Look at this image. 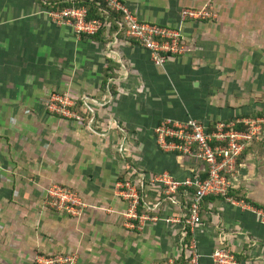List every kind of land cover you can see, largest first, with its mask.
<instances>
[{
    "label": "crops",
    "instance_id": "obj_1",
    "mask_svg": "<svg viewBox=\"0 0 264 264\" xmlns=\"http://www.w3.org/2000/svg\"><path fill=\"white\" fill-rule=\"evenodd\" d=\"M122 1L140 20L180 28L186 53L155 65L120 29L77 34L49 16L46 1L0 0V264L56 254H72L74 264L166 263L183 250L182 194L168 201L158 185L148 190L157 219L132 230L117 184L161 172L181 180L200 169L161 150L154 128L167 118L208 128L237 117L217 94L238 96L246 80L263 77L255 55L264 48V0ZM207 5L214 19L182 20L183 8ZM53 94L79 104L81 118L50 112ZM241 174L233 187L264 207L250 195L249 171ZM53 184L82 199L78 215L48 204ZM194 235L201 264H213L210 254L223 246L243 256L239 264H264L263 208L211 201Z\"/></svg>",
    "mask_w": 264,
    "mask_h": 264
},
{
    "label": "built area",
    "instance_id": "obj_2",
    "mask_svg": "<svg viewBox=\"0 0 264 264\" xmlns=\"http://www.w3.org/2000/svg\"><path fill=\"white\" fill-rule=\"evenodd\" d=\"M74 1V0H70ZM115 11L122 13L119 27L127 38L136 41L149 51L155 65L162 66L173 55H182L188 50L180 28L166 26L155 22L140 20L122 0H104ZM182 20H204L215 17L211 5L200 8H183ZM49 16L61 24L73 27L77 34H93L101 26L102 22L96 19H86L87 10L84 6H68L60 10H50ZM47 109L66 118H81L72 110L74 101L68 96L53 94L47 101ZM251 123H254L249 119ZM244 129L234 128V123L216 122L213 129L203 123L188 118L186 120H174L167 118L162 120L154 128L156 145L164 151L179 152L184 156L195 159L201 164L200 169L185 179H176L168 172H161L147 176L141 174L136 181L126 180L117 184L119 195L126 201V210L123 213L126 227L129 229H141L147 219H157L147 212L139 214L138 206L147 191L159 186L160 193L168 199H176L179 189L195 188V194L188 207L185 219L178 220L181 223L182 241L187 236V229L193 234L184 246L185 258L188 264H201L202 257L199 251L194 233L201 224L199 206L207 195H224L239 174L237 162L245 147L253 139L258 137L259 126L253 124ZM205 173V176H201ZM141 187L144 194H139ZM186 194V190L183 191ZM47 202L55 210L65 211L71 215H78L85 206L82 199L70 189L53 184L47 189ZM153 205L143 202V209L151 211ZM138 222V223H136ZM210 258L213 264H239L234 252L226 246L215 249ZM75 257L72 254L36 255L34 264H74ZM162 264V263H150ZM163 264H173V258Z\"/></svg>",
    "mask_w": 264,
    "mask_h": 264
},
{
    "label": "trees",
    "instance_id": "obj_3",
    "mask_svg": "<svg viewBox=\"0 0 264 264\" xmlns=\"http://www.w3.org/2000/svg\"><path fill=\"white\" fill-rule=\"evenodd\" d=\"M40 1L42 3L44 1H46V3L45 4L43 3V4L48 6L50 8V10H60V9H63L64 7H68V6H76V7L84 6L87 10L86 19H88V20L96 19V20H99L102 22V26L95 33L90 34V35H93L94 37L98 33L104 32L107 25H109L111 31H117L120 29L119 22L122 20V13L119 11L112 10L104 0H74V1H70V0H40ZM121 31L124 33L123 30H121ZM78 106H79V104L78 105L76 104V106H74L72 108V110L73 109L78 110ZM250 116H263L264 117V108L262 110L257 111V112L249 113V114H241L237 117L244 119V118L250 117ZM237 117L236 118H229V119H226L222 122L230 123V122L237 120ZM233 123H234V128H236V129L241 130V129L245 128L243 122H233ZM215 124H216V121L209 124V128H210L209 130L213 129ZM251 143L252 142L250 141L248 143V145L250 146ZM248 145L245 147L242 154L238 158V162H237L238 169L242 167L243 160L246 157V155L248 153H251L253 150L252 147L254 144H252V146H250V147H248ZM202 176L204 177L205 173H203ZM120 178H121V180H124V175H121ZM184 190H186V194L183 193ZM138 191H139V194H141V195L144 194L141 187H138ZM178 193L182 194L181 201L183 204L181 205L182 209H178L176 211L177 212L176 214L184 212L185 216H187L188 207H189L190 202L192 201V198L195 194V188L194 187L181 188V189H179ZM150 196H149V193L147 192L146 195H144V197L142 198L140 205L138 206L139 214H141L143 212H147L151 216H153L152 211H149V210L147 211V210L143 209V207H142L143 202H146L147 200H149ZM160 196L162 197L163 195H160ZM227 198L242 200V201H245L247 203H250L253 206H256L258 208L260 207V208L264 209V207L261 204L253 201L252 199H250L246 196V191H245V188L243 186L230 187L228 189V191L226 192V194H224V195H207L202 199V201L200 202V206H199L200 222H202L203 213H204L205 208L209 202H211V201L214 202L217 199L224 200ZM167 200L170 201V199H167ZM185 216H182V219H185L184 218ZM136 223H138V222H136ZM187 231H188L187 236L183 239V241L181 243L183 250L176 257L173 258V264H188V262L185 258L184 246H185V244L188 243L189 238L193 234H191L189 232V229H187ZM235 257L239 263L242 262L243 256L235 254Z\"/></svg>",
    "mask_w": 264,
    "mask_h": 264
},
{
    "label": "rangeland",
    "instance_id": "obj_4",
    "mask_svg": "<svg viewBox=\"0 0 264 264\" xmlns=\"http://www.w3.org/2000/svg\"><path fill=\"white\" fill-rule=\"evenodd\" d=\"M257 15L255 16L254 22L257 24L259 20H257ZM214 17L210 19L204 20H212ZM263 37V36H262ZM256 43H261V33L256 30ZM256 49L260 50V54H256L255 58L262 62L259 65L264 69V48L256 47ZM258 64V63H257ZM254 80L253 84H250L251 81ZM246 80L248 84L242 85L240 88H244L245 91L239 92L238 96H225L222 92H218V96L221 94L222 100H224L227 104L228 102L232 103L235 109H237V116L241 114H249L254 113L264 108V73L262 78H254V79ZM242 83V82H241ZM246 83V82H245ZM57 115V114H56ZM236 118V117H235ZM249 122L248 126H259V136L253 137L251 140L252 152L248 153L243 160V167L239 168L240 179L242 177V172L249 171V184L250 187L254 190L250 192L252 198H254L258 202H262L264 204V117L263 116H250L244 119L238 118L233 122H242L246 120ZM251 119L254 123H251L249 120ZM244 123V122H243ZM244 126L245 123H244ZM210 129V128H209ZM248 145V147H250ZM243 179V178H242ZM241 179V180H242ZM245 181V179H244ZM71 190V189H70ZM72 191V190H71ZM260 202V203H261Z\"/></svg>",
    "mask_w": 264,
    "mask_h": 264
}]
</instances>
